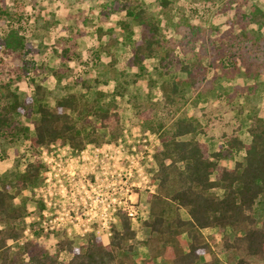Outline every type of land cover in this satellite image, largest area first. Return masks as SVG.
I'll use <instances>...</instances> for the list:
<instances>
[{
    "label": "trees",
    "instance_id": "1",
    "mask_svg": "<svg viewBox=\"0 0 264 264\" xmlns=\"http://www.w3.org/2000/svg\"><path fill=\"white\" fill-rule=\"evenodd\" d=\"M15 1L11 7L0 0L1 63L6 58L17 61L26 47V16L20 1ZM173 1L159 0V11L155 12L142 0H101L104 12L120 14L121 27L127 28L130 18L142 29L136 39L132 33L125 35L132 47L129 64L136 71L135 77L153 78L154 72H147L142 63L149 58L161 61L163 67L154 70L161 80L160 98L168 111H177L176 105L186 98L187 91L199 86V78L205 77L208 67L239 69V56L242 62L248 60V72L256 67L257 73H264V9L257 2H224L220 8L229 29L220 32L219 26L214 27L219 33L205 39L212 28L189 20L183 25L184 20L176 23L171 17L169 21L178 36H166L168 26L163 16L169 15ZM206 2L211 1L202 0L200 4ZM197 46L195 60L191 56L180 57L177 52L187 54ZM208 52L212 55L206 66ZM178 65L186 77L170 72ZM31 67L28 62L18 64L12 69L13 77L0 80V138L10 136L12 142L24 136L34 150L52 144H69L81 150L89 143L116 141L123 134L115 96H125L128 83L118 81L111 99L103 87H98L97 79L94 84L86 83L85 92H70L56 97L54 102L40 83L35 84L30 95L20 98L12 85ZM62 72L55 70L56 75ZM136 109L138 118L152 122L153 108ZM17 112L34 119L33 134L28 125L15 119ZM239 115L243 116L242 112ZM167 122L150 127L159 131L160 143L154 153L153 180L157 185L154 192L148 193V216L138 227L145 234L142 240L138 239L132 220L121 212L107 243L94 233L87 234L80 246L62 237L54 252L33 239L21 242L29 198L19 196L43 181L44 162L37 155L23 169L17 164L0 175V264H221L219 254H226L230 260L238 258V264L264 259V117L251 119L249 142L240 136L241 122L223 134L224 143L217 151L199 137L208 128L194 115L173 116L169 125ZM5 157L7 152L2 148L0 160ZM224 158L234 160V166L222 165ZM42 208L40 201L39 211ZM206 229L217 234L208 236ZM13 244L18 247L14 249ZM139 244L147 247L146 256L138 254Z\"/></svg>",
    "mask_w": 264,
    "mask_h": 264
},
{
    "label": "rangeland",
    "instance_id": "2",
    "mask_svg": "<svg viewBox=\"0 0 264 264\" xmlns=\"http://www.w3.org/2000/svg\"><path fill=\"white\" fill-rule=\"evenodd\" d=\"M19 1L20 8L24 9L22 11L26 16L24 21L26 47L17 61L11 58H6L4 63L0 61V80L7 81L14 75L13 68L18 64L22 65L28 62V65L32 66L31 70L12 85L20 98L30 95L35 84L40 83L48 89L49 99L54 102L56 97L70 92H85L87 89L85 85L88 83L94 84L95 79H97L100 80L98 87H103L105 93H107V98L111 99L114 96L113 91L118 81L123 84L128 83L125 96L117 94L115 96L119 103L118 109L121 112L122 129H129L130 138L132 139L134 138L132 129H135V131L140 130L144 135L150 134L155 151L160 143L159 131H153L150 127H155L162 121H168L166 125H169V120L173 116L194 115L199 118L202 124L208 128V131L201 133L199 137L209 144L212 151L219 150L222 143H224L223 134L231 132L241 122L240 136L245 142H249L251 135L248 127L251 119L256 116L264 117V73H257L256 67L252 68V72H248L246 68L248 60L242 62L241 58L237 56V60L241 62L239 69L230 71H222L218 67H208L205 77L202 78L203 75H201L199 78L201 80L199 86L187 91L186 98L180 100L176 105L177 109L174 108L177 111L171 112L163 105L164 102L160 98L159 85L161 80L154 70V67H163L161 61L149 58L142 63L146 66L147 72H154L153 78L146 75L141 78L135 77L134 73L136 71L129 64L132 47L126 36L132 33L133 39H136L142 30L133 20L129 18L127 28L121 27L119 24L120 14L113 13L111 10H107V13L104 12L101 0ZM200 1L202 0H174L170 4L172 8L169 10V15L163 16L164 23L168 26L165 31L166 36H178L177 30L169 21L170 17L176 23L180 19L184 20L181 21L183 25H186V20H189L194 25H203L206 29L212 28V31L206 34L205 39L213 38L216 33H219L214 27L219 26L220 32L229 29L230 26L225 21L226 15L222 13L220 6L230 0H210L211 2H206L203 5L200 4ZM14 2L16 1L5 0V3L11 7ZM142 2L155 12L159 11V0H142ZM250 2H257L264 9V0H250ZM234 32L237 33L238 28L234 29ZM200 43L201 41L197 42L198 45ZM177 52L180 57L186 59V57L191 56L195 60V53H199V50L197 46L196 49L187 54H183L181 51ZM211 55L208 52L204 59L206 66L208 60L211 59ZM246 59L248 58L246 57ZM58 69L61 72L64 71L60 75H56L55 70ZM171 71L178 72V75L186 77V73L182 71L179 65L176 69L172 68ZM152 103L155 104L152 107V122H145L136 116V108L150 110L152 109ZM240 112L243 116L239 115ZM242 117L245 118L244 121ZM15 119L19 124L28 125L29 133H34L33 118L17 112L15 113ZM142 122L144 125H142ZM8 137L10 138V136ZM9 138H0V150L3 148L7 152V157L0 160V175L17 164L20 169H23L37 155L40 158L42 157L43 148L34 150L24 136L14 138L12 142ZM113 142L115 141L110 143ZM50 147L53 148L52 145L44 148ZM150 164L153 165L151 168L153 171L155 164L151 161ZM221 164L233 167L234 160L224 158L221 160ZM41 185H43L42 182L37 187ZM156 185L157 182L154 181L152 187ZM137 193L138 202L145 205L147 192L139 190ZM21 196L29 198L25 229L29 227L30 230L28 232L24 231L20 241L33 239L39 241L40 246L54 252L58 241L62 237H69L61 230L56 232L40 228V220L38 219L42 218L34 189L24 190L19 197ZM148 208L147 206V216ZM183 215L186 216L184 211ZM39 216L40 218H38ZM133 223L138 230V239L142 240L145 234L138 228L139 221ZM36 232H39L40 235L36 236ZM215 233L217 234V231L213 229L205 230V234L208 236ZM218 237L220 236L218 235ZM80 238L77 237L73 240L76 246H80L84 242V238ZM101 238L104 243L109 241L108 237L103 234ZM17 247V244H13L14 249ZM219 247H216V249L218 250ZM147 251V247L139 244V255L146 256ZM219 255L221 264H238V258L230 260L226 254ZM62 257H65V255L62 254ZM249 264H264V259H252Z\"/></svg>",
    "mask_w": 264,
    "mask_h": 264
},
{
    "label": "built area",
    "instance_id": "3",
    "mask_svg": "<svg viewBox=\"0 0 264 264\" xmlns=\"http://www.w3.org/2000/svg\"><path fill=\"white\" fill-rule=\"evenodd\" d=\"M132 132L133 139L126 128L113 143H89L81 150L69 144L43 147V185L34 188L43 204L42 230H61L71 240L85 241L89 233L109 239L121 212L132 222L147 217V200L139 203L137 191L155 190L150 164L155 150L150 134Z\"/></svg>",
    "mask_w": 264,
    "mask_h": 264
}]
</instances>
